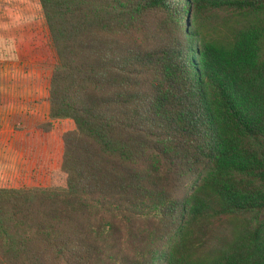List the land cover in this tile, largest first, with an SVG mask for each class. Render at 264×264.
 <instances>
[{"label": "trees", "instance_id": "trees-1", "mask_svg": "<svg viewBox=\"0 0 264 264\" xmlns=\"http://www.w3.org/2000/svg\"><path fill=\"white\" fill-rule=\"evenodd\" d=\"M37 1L73 126L62 185L0 186V264H264V0Z\"/></svg>", "mask_w": 264, "mask_h": 264}, {"label": "rangeland", "instance_id": "rangeland-1", "mask_svg": "<svg viewBox=\"0 0 264 264\" xmlns=\"http://www.w3.org/2000/svg\"><path fill=\"white\" fill-rule=\"evenodd\" d=\"M56 62L37 0H0V186H60L59 136L72 127L55 119L45 133L47 82ZM39 165H42L40 168Z\"/></svg>", "mask_w": 264, "mask_h": 264}, {"label": "crops", "instance_id": "crops-1", "mask_svg": "<svg viewBox=\"0 0 264 264\" xmlns=\"http://www.w3.org/2000/svg\"><path fill=\"white\" fill-rule=\"evenodd\" d=\"M1 134V133H0ZM9 138V136L4 132L2 136H0V141H6ZM41 167V166H40Z\"/></svg>", "mask_w": 264, "mask_h": 264}]
</instances>
